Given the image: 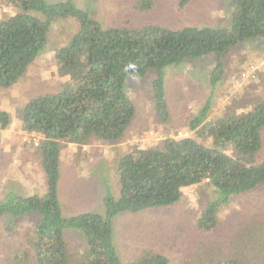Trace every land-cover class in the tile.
<instances>
[{
	"label": "trees",
	"instance_id": "16d2710c",
	"mask_svg": "<svg viewBox=\"0 0 264 264\" xmlns=\"http://www.w3.org/2000/svg\"><path fill=\"white\" fill-rule=\"evenodd\" d=\"M5 1L14 12L0 18L2 90L15 85L42 53L55 18L70 17L77 25L70 40L55 49L57 72L64 78L60 87L30 98L17 113L21 130L40 136L36 155L45 185L42 195L25 196L11 188L0 198V216L18 217L28 212L39 216L28 234L32 254L25 250L24 261L169 264L168 258L157 252L123 262L115 244L112 219L124 212L173 205L180 200L182 188L189 186L203 185L211 194L196 215L199 229L214 230L223 211L224 223H232L239 230L233 223L243 211L235 204L242 194L264 184V156H259L263 147L264 94L247 99L241 110L212 117V103L207 100L189 120L187 134L165 137L148 148L134 147L118 154L113 163L118 195L107 192L103 213L64 215L59 198L60 154L64 144L72 143L83 150L72 156L81 159V155H89L87 145L116 144L125 136L136 116V108L124 90L129 74L142 77L153 70L150 84L154 109L159 121L165 123L169 120L165 68L185 58L212 55L215 61L208 81L210 88H215L225 69L221 56L239 42L264 38V0H229L227 28L186 25L174 29L159 24L104 26L72 0ZM177 1L183 7L193 0ZM152 2L136 0L134 6L147 9ZM242 77L255 79V71ZM10 122V114L0 109V129ZM80 169L78 166L76 170ZM70 229L83 236L77 253L68 248ZM217 264L246 263L237 256Z\"/></svg>",
	"mask_w": 264,
	"mask_h": 264
},
{
	"label": "rangeland",
	"instance_id": "374dc122",
	"mask_svg": "<svg viewBox=\"0 0 264 264\" xmlns=\"http://www.w3.org/2000/svg\"><path fill=\"white\" fill-rule=\"evenodd\" d=\"M72 1L79 8L89 10L104 26L159 24L173 29L186 25L230 26L229 0H193L183 7L177 0H153L147 9L136 8V0ZM13 12L5 0H0V18ZM76 27L70 17L55 18L42 53L15 85L0 89V109L7 111L11 118L9 126L0 129V198L11 188L25 196L42 195L45 190L43 172L36 155L40 136L22 131L17 113L30 98L60 87L64 78L57 72L55 49L70 40ZM221 58L225 69L215 88H210L208 81L215 61L212 55L185 58L178 65L165 68L169 111L166 123L159 121L154 109L150 84L153 70L142 77L127 76L124 90L136 108V116L125 136L116 144L87 145L89 155H81V159L72 156L75 151H83L75 144L67 143L61 148L59 198L65 216L104 212L103 198L107 192L118 195L113 172L114 157L118 154L134 147L148 148L165 137L178 138L187 134L189 120L207 100L212 103L209 114L212 117L223 115L228 110H241L247 99L264 94V38L239 42ZM250 70L255 71V79L242 77L244 72L251 73ZM262 138L259 156L263 157L264 128ZM78 166L81 167L79 171L76 170ZM210 196L203 185L189 186L182 188L180 200L173 205L124 212L113 217V236L121 260L126 262L147 252H157L164 254L169 264H217L237 256L246 264H264V184L242 194L235 204L243 211L237 219L234 218L236 222L233 224H238V231L232 223H224L223 211L214 230L204 232L197 227L196 215L200 204ZM38 220L39 216L32 212L18 217L0 216V264H32L30 258L23 260V253L29 250L32 254L27 243L28 234ZM232 232L235 234H230ZM67 240L69 250L77 253L83 236L70 229Z\"/></svg>",
	"mask_w": 264,
	"mask_h": 264
},
{
	"label": "built area",
	"instance_id": "2783aa9c",
	"mask_svg": "<svg viewBox=\"0 0 264 264\" xmlns=\"http://www.w3.org/2000/svg\"><path fill=\"white\" fill-rule=\"evenodd\" d=\"M242 75H243V76H246V73H243Z\"/></svg>",
	"mask_w": 264,
	"mask_h": 264
},
{
	"label": "clouds",
	"instance_id": "9594fccd",
	"mask_svg": "<svg viewBox=\"0 0 264 264\" xmlns=\"http://www.w3.org/2000/svg\"><path fill=\"white\" fill-rule=\"evenodd\" d=\"M250 72H252V70H250Z\"/></svg>",
	"mask_w": 264,
	"mask_h": 264
}]
</instances>
